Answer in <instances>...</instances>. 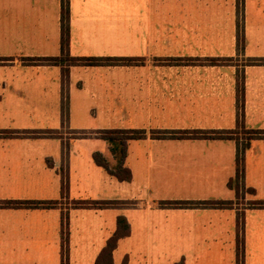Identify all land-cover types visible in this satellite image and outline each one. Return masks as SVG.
I'll use <instances>...</instances> for the list:
<instances>
[{"label": "crops", "instance_id": "0c3cea01", "mask_svg": "<svg viewBox=\"0 0 264 264\" xmlns=\"http://www.w3.org/2000/svg\"><path fill=\"white\" fill-rule=\"evenodd\" d=\"M69 2L70 56L130 62H29L61 56V0H0V264H62L64 215V264H95L119 216L113 264H264V138L235 188L237 145L264 130V4L244 0L237 46L236 0ZM113 130L145 134L127 142L128 181L93 160L117 165ZM215 131L234 133L195 136ZM21 200L59 204L5 203Z\"/></svg>", "mask_w": 264, "mask_h": 264}, {"label": "trees", "instance_id": "16d2710c", "mask_svg": "<svg viewBox=\"0 0 264 264\" xmlns=\"http://www.w3.org/2000/svg\"><path fill=\"white\" fill-rule=\"evenodd\" d=\"M60 30H61V56L60 57H50V58H28L29 62L35 63H45V64H62V65H72V64H85V65H95V64H110V65H117V64H127L130 62L128 58H99V57H89V58H79V57H72L68 53L69 48V40H70V2L69 0H61V9H60ZM238 37V36H237ZM239 41L243 42V36L238 38ZM64 74H68V69L64 68ZM63 112L66 114V108L63 105ZM233 131H215L214 135L207 134L206 132L203 133H195V136H203V137H221V138H228L232 137ZM250 133L249 138L245 141L242 146L240 144L237 145V156H236V178L237 182L235 188L239 189V177L243 171V153L245 149L249 146L250 139H257V138H264V130H252L248 131ZM48 135H54L55 133L52 131L46 132ZM143 130H113V131H106L103 133L102 137L107 140L111 146L119 144V161L117 165L113 168L110 166L108 161L98 152L93 154V160L95 163L101 167H103L110 175L116 177L120 181H128L131 179V172L128 167L124 165V159L126 156V146L128 140L131 139H139L144 137ZM229 186L233 187L231 181H229ZM65 187V180H62V190ZM6 205L12 206H25V207H54L59 204L58 201H14V202H5ZM201 202H197L194 204H199ZM211 204H216L218 206L227 205L228 202L218 201V202H208ZM116 202L112 201H76L73 203L74 207H105V206H112L116 205ZM201 204H207L202 202ZM264 202H256L254 205L261 206ZM130 228L127 222V219L124 216H119L117 218L116 223V230L115 232L108 238L105 245L97 255L95 260V264H113V251L116 247L117 241L129 234ZM62 239H63V260L62 264L65 263L66 260V242H67V234H68V224H67V216L64 215L62 219ZM237 256L241 258V251L237 253ZM182 264V263H179Z\"/></svg>", "mask_w": 264, "mask_h": 264}, {"label": "rangeland", "instance_id": "374dc122", "mask_svg": "<svg viewBox=\"0 0 264 264\" xmlns=\"http://www.w3.org/2000/svg\"><path fill=\"white\" fill-rule=\"evenodd\" d=\"M237 2H236V12H235V15H236V21H237V36H238V38L239 37H241V35L243 36V27H244V0H236ZM257 3H262V4H264V0H248V5H255V4H257ZM35 15H36V13L35 14H33V17L32 16H28V17H26V18H22V20H31V21H34L35 20ZM12 18H14V14L13 15H11V20H12ZM18 17L17 16H15V18L14 19H17ZM10 19V17L7 15L6 16V14H5V12H3V10H2V8H1V6H0V24H2V23H4L5 22V20H9ZM242 43L243 42H241V41H239V39H238V44H237V46H239V45H241L242 46ZM6 47V44H4L3 42H1L0 41V52L4 49ZM2 48V49H1ZM32 51V50H31ZM252 61H254V60H252ZM255 62V61H254ZM243 137H247V135L246 136H243ZM240 142V141H239ZM241 144V146H242V144H244L245 143V140H244V138H243V140L240 142ZM118 158H119V155H118ZM114 168V167H113ZM66 251H67V249H66Z\"/></svg>", "mask_w": 264, "mask_h": 264}]
</instances>
